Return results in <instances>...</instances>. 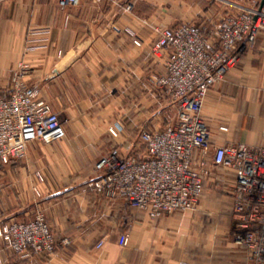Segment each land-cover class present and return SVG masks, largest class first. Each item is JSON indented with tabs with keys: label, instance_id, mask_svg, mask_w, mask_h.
Instances as JSON below:
<instances>
[{
	"label": "crops",
	"instance_id": "1",
	"mask_svg": "<svg viewBox=\"0 0 264 264\" xmlns=\"http://www.w3.org/2000/svg\"><path fill=\"white\" fill-rule=\"evenodd\" d=\"M176 2L80 0L65 10L58 0L0 3V90L10 86L19 63L30 64L29 83L40 88L67 134L53 144L32 143L25 159L0 164V223L32 220L42 212L57 240L53 256L21 259L0 239V264L249 263L244 247L231 238V196L206 192L196 211L152 221L126 201H111L90 186L102 155L112 149L129 155L137 145L133 139L146 131V121L161 125L168 100L155 77L165 72L166 57L152 52L154 29L182 25ZM31 27L50 28V43L47 50L25 56ZM127 30L138 34L141 47ZM202 115L212 146L234 142L264 147V35L211 89ZM117 119H126L123 134H131L132 141L119 135L105 145L101 137L108 136ZM139 145L144 154L146 148ZM200 154L195 152V161ZM38 172L45 180L37 185ZM121 233L130 237L127 247L118 242Z\"/></svg>",
	"mask_w": 264,
	"mask_h": 264
},
{
	"label": "built area",
	"instance_id": "2",
	"mask_svg": "<svg viewBox=\"0 0 264 264\" xmlns=\"http://www.w3.org/2000/svg\"><path fill=\"white\" fill-rule=\"evenodd\" d=\"M79 2L58 0L64 10ZM230 6V14L209 32L193 23L154 29L157 40L152 52L158 58L166 57L165 72L155 77V83L169 98L175 115L162 131H143L129 155L118 149L102 155L90 186L111 201H126L156 221L165 214L196 211L205 180L214 169L231 171V238L244 247L248 264H264V147L234 142L212 146V133L202 115L211 89L240 65L264 35V0ZM127 32L141 47L138 34ZM50 35L48 27L29 28L23 55L47 50ZM31 69L30 64L19 63L10 86L0 90V164L25 159L32 143L48 145L67 136L63 121L41 97L40 88L29 83ZM126 127L117 119L109 133L116 138ZM196 151L201 153L198 161L194 160ZM35 178L37 185L45 180L40 172ZM0 239L21 259L41 254L51 257L57 251L55 233L42 212L32 220L0 223ZM118 242L127 247L129 235L121 233ZM69 243L62 241L63 246ZM102 246L101 241L97 248Z\"/></svg>",
	"mask_w": 264,
	"mask_h": 264
},
{
	"label": "rangeland",
	"instance_id": "3",
	"mask_svg": "<svg viewBox=\"0 0 264 264\" xmlns=\"http://www.w3.org/2000/svg\"><path fill=\"white\" fill-rule=\"evenodd\" d=\"M241 4L246 5L248 0H177V13L178 15L183 16V24L193 23L201 26L205 31L209 32L215 25L220 21L225 19L230 14V9L232 4ZM179 24H164L162 26L172 27L178 26ZM165 94V93H164ZM165 98L168 100L167 105L164 106L161 110L162 120L160 122V127H154L152 123L154 119L145 122L144 130H160L166 126V124L174 117L175 110L170 104L169 98L165 94ZM63 121V119L61 118ZM125 123L126 119H122ZM158 122V121H157ZM64 123V121H63ZM120 134V138H126L131 140L133 136L131 134ZM122 136V137H121ZM105 145H109V139L115 140L114 137L108 133V136L101 137ZM118 139V138H117ZM140 140V134L133 139V142L136 141L137 144ZM132 141V140H131ZM136 144V143H135ZM234 185V175L231 171L225 170L223 168H215L213 175L208 179L207 184L205 185L204 193H219L221 195H228L233 198L232 187ZM234 201V199H233ZM234 208V202H233ZM233 208H232V219H233Z\"/></svg>",
	"mask_w": 264,
	"mask_h": 264
},
{
	"label": "trees",
	"instance_id": "4",
	"mask_svg": "<svg viewBox=\"0 0 264 264\" xmlns=\"http://www.w3.org/2000/svg\"><path fill=\"white\" fill-rule=\"evenodd\" d=\"M258 40H259V38H258ZM258 40H257V42H258ZM257 42H256V43H257Z\"/></svg>",
	"mask_w": 264,
	"mask_h": 264
}]
</instances>
